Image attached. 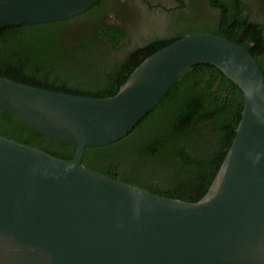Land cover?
Masks as SVG:
<instances>
[{
  "label": "water",
  "instance_id": "95a60500",
  "mask_svg": "<svg viewBox=\"0 0 264 264\" xmlns=\"http://www.w3.org/2000/svg\"><path fill=\"white\" fill-rule=\"evenodd\" d=\"M101 0H2L0 29L62 21ZM235 82L244 105L208 192L155 194L82 164L85 149L131 132L193 66ZM0 107L76 148L72 161L0 135V264H264V72L213 33L183 36L146 58L108 97L0 75Z\"/></svg>",
  "mask_w": 264,
  "mask_h": 264
},
{
  "label": "trees",
  "instance_id": "16d2710c",
  "mask_svg": "<svg viewBox=\"0 0 264 264\" xmlns=\"http://www.w3.org/2000/svg\"><path fill=\"white\" fill-rule=\"evenodd\" d=\"M106 4L101 0L62 21L0 29V75L52 91L108 97L146 58L184 36L156 38L121 57L129 32L120 23L108 22ZM212 4L222 9L221 24L212 33L250 51L264 72L263 26L246 20L240 7L227 0ZM243 105L235 82L210 63L197 64L125 137L87 147L82 164L155 194L199 201L233 142ZM0 135L69 161L76 153L75 147L46 137L1 107Z\"/></svg>",
  "mask_w": 264,
  "mask_h": 264
},
{
  "label": "flooded vegetation",
  "instance_id": "af4514ba",
  "mask_svg": "<svg viewBox=\"0 0 264 264\" xmlns=\"http://www.w3.org/2000/svg\"><path fill=\"white\" fill-rule=\"evenodd\" d=\"M2 1V0H0ZM105 15L109 23H120L129 32L127 39L131 46L123 47L120 52L125 56L131 47L144 46L156 38L173 39L179 35L194 33H212L220 26L222 9L212 4L213 0H105ZM233 6L240 7L242 15L248 21L261 24L264 29V0H227ZM77 27L80 24L71 22ZM214 34V33H213ZM132 39V40H130ZM151 39L144 45L138 41ZM254 45V43H252ZM264 64V54L260 57Z\"/></svg>",
  "mask_w": 264,
  "mask_h": 264
},
{
  "label": "rangeland",
  "instance_id": "374dc122",
  "mask_svg": "<svg viewBox=\"0 0 264 264\" xmlns=\"http://www.w3.org/2000/svg\"><path fill=\"white\" fill-rule=\"evenodd\" d=\"M130 40H132V39H130ZM150 40H151V39L141 40V41H138L137 44H139V45H144V44L148 43ZM130 42H131V41H129V40H128V41H125V42L123 43V46H122V48L120 49L119 52L126 51V48H123V47L131 46V43H130Z\"/></svg>",
  "mask_w": 264,
  "mask_h": 264
}]
</instances>
